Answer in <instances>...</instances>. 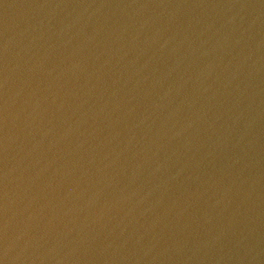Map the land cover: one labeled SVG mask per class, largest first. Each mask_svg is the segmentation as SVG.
I'll return each instance as SVG.
<instances>
[{"label":"water","instance_id":"obj_1","mask_svg":"<svg viewBox=\"0 0 264 264\" xmlns=\"http://www.w3.org/2000/svg\"><path fill=\"white\" fill-rule=\"evenodd\" d=\"M0 264H264V0H0Z\"/></svg>","mask_w":264,"mask_h":264}]
</instances>
